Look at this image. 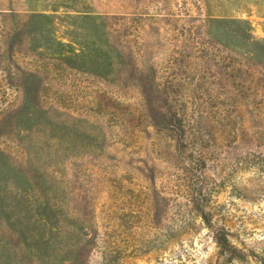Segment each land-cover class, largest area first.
<instances>
[{"label":"rangeland","instance_id":"374dc122","mask_svg":"<svg viewBox=\"0 0 264 264\" xmlns=\"http://www.w3.org/2000/svg\"><path fill=\"white\" fill-rule=\"evenodd\" d=\"M215 59L228 125L152 128ZM0 264H264V0H0Z\"/></svg>","mask_w":264,"mask_h":264},{"label":"trees","instance_id":"16d2710c","mask_svg":"<svg viewBox=\"0 0 264 264\" xmlns=\"http://www.w3.org/2000/svg\"><path fill=\"white\" fill-rule=\"evenodd\" d=\"M39 17V16H37ZM202 51H198L196 55H194V61L197 62L201 59ZM78 56L77 54H75ZM108 57V56H107ZM227 59H221L218 61L215 59V67H217V74L220 78L215 81L208 82L207 78L203 75V72L206 71V68H202L199 70L202 74L193 73L189 75L190 77L183 78V83L186 81V86H189L188 91L191 87L192 92L196 93L195 98H184L180 101V112H160V113H151V115L147 116V118L151 119V126L155 130H168L171 133H174L179 139L181 137L187 136V144L189 147L194 146L197 143H205L202 138V132L210 134V130L219 131L228 125V118L222 116V111L220 109L221 105L224 104L230 97L224 95L228 93L227 90V75L229 72H233L234 65H224L223 61ZM192 62L191 67L195 64ZM200 61V60H199ZM229 64V63H228ZM236 72H239V77H234L233 80H238L241 78L243 73V66L241 64L236 65ZM188 76V75H187ZM198 79L196 83H194V87L191 86V81L193 79ZM189 84V85H188ZM183 86V84H182ZM234 87V86H232ZM190 89V90H191ZM234 94V92H233ZM200 140V142H197ZM183 144V141L181 142ZM203 218L205 219L204 215ZM216 246L219 252L225 256L235 251V248L228 241L226 233H219L215 239Z\"/></svg>","mask_w":264,"mask_h":264}]
</instances>
